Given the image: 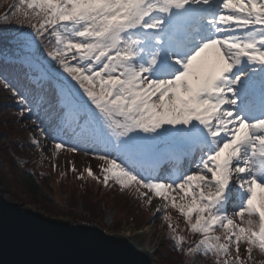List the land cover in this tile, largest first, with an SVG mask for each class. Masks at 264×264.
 Instances as JSON below:
<instances>
[{
    "label": "snow or ice",
    "instance_id": "snow-or-ice-1",
    "mask_svg": "<svg viewBox=\"0 0 264 264\" xmlns=\"http://www.w3.org/2000/svg\"><path fill=\"white\" fill-rule=\"evenodd\" d=\"M13 22L0 86L41 155L94 153L101 175L78 179L178 210L201 237L186 255L264 253V0H16Z\"/></svg>",
    "mask_w": 264,
    "mask_h": 264
},
{
    "label": "rangeland",
    "instance_id": "rangeland-1",
    "mask_svg": "<svg viewBox=\"0 0 264 264\" xmlns=\"http://www.w3.org/2000/svg\"><path fill=\"white\" fill-rule=\"evenodd\" d=\"M3 94L5 95V91L0 90V97H2ZM5 101L9 102L10 99L7 98ZM15 113L16 110L11 109L6 113V119H2V121L7 120L14 124V128H10V123H7V128L4 130L2 129V135V132H0V183L2 187L6 189L2 193L7 199L16 201L20 203L21 206L39 211L47 217L65 220L72 224L85 223L94 225L109 234L127 237V235H134L142 229H148V231L153 234L151 235L153 236L151 242V245L153 243L151 258L154 259V264H209L207 256L185 254L189 246L198 241L197 239L194 243H191L194 237L189 239L185 238L186 242L183 244L185 248L184 255L175 256L167 252V248L163 241V234L160 230V224L165 225V222H167L176 229L178 235L185 236L183 232L186 230L182 226L185 221L178 210L173 208L167 209L166 215L169 219L165 220L163 218L159 223L158 215L162 213L163 208H161L159 212H157L156 209L157 206L164 203L162 199L152 196L151 204L148 203L147 199H143L142 205L147 207V209L143 210V208H139V206L133 202V199H128L121 194L117 195L114 191H107L103 188L101 183L99 184V188H97L94 185L95 183L91 184L89 181L91 177H88L86 172L84 179H78L79 173L84 172L86 169L84 166H89L88 159L86 158L87 155L82 152L70 153L63 149L57 152L54 143L50 142L48 139H45L41 145L43 155H41V151L36 148L31 152L30 158L37 156L38 164L53 161V163L57 165L54 172L51 174V179H47L50 186L48 188L45 184L41 186L43 190L42 193L47 194L51 199L50 203L42 201L38 195H29L15 167L13 166L12 168L9 166V163H11L10 159L12 158L8 149L14 148L15 145L17 147V144L21 143L25 134H28L30 137L35 129L31 124V119L28 117L15 118ZM1 117H4V114L0 116V119ZM69 162H71V164ZM72 165L77 169L76 172L70 171ZM58 166H61L60 170ZM131 189L134 188L131 187ZM131 189L129 188V192L132 191ZM134 192H136L135 189ZM176 199L177 203L184 202L180 201L178 196ZM229 210L232 209L229 208ZM132 240L131 238V241ZM138 247L141 248L140 246ZM245 248L246 245L242 244L241 254L243 258L247 259L248 254L244 251ZM251 255L252 259L248 260L247 264L262 263L261 256L256 258L254 251ZM185 260H188V262Z\"/></svg>",
    "mask_w": 264,
    "mask_h": 264
},
{
    "label": "water",
    "instance_id": "water-1",
    "mask_svg": "<svg viewBox=\"0 0 264 264\" xmlns=\"http://www.w3.org/2000/svg\"><path fill=\"white\" fill-rule=\"evenodd\" d=\"M0 264H152L128 237L72 224L0 192Z\"/></svg>",
    "mask_w": 264,
    "mask_h": 264
},
{
    "label": "trees",
    "instance_id": "trees-1",
    "mask_svg": "<svg viewBox=\"0 0 264 264\" xmlns=\"http://www.w3.org/2000/svg\"><path fill=\"white\" fill-rule=\"evenodd\" d=\"M16 2V0H0V16H3L6 12H9L10 9H11V6ZM16 30V24L13 22V23H10L8 25H0V33H3V36L0 37V40H7V39H10L11 36L10 34ZM10 70H12L11 66H10ZM0 90L1 91H5L3 89L2 86H0ZM9 98L10 101L9 102H6L5 100ZM12 103H14L12 105ZM11 109H14V110H17L18 111V107L17 105L15 104V100L14 98L11 97V94L6 92L5 91V95L3 94L2 97H0V116H2L4 114V117H1L0 121H1V125H0V132L1 135L3 134V130L7 128L6 124L7 123H10L8 122L7 120H3L5 118V115L6 113L11 110ZM11 114V113H10ZM16 115H14V117H18V112L15 113ZM13 115V114H11ZM39 115L41 116L42 119L45 120L46 124H50L51 127L53 128V125L55 123L54 120H50L48 118V116L50 115L49 114H46L43 110L39 113ZM35 118V117H34ZM6 119V118H5ZM10 128H14V124L10 123L9 124ZM3 129V130H2ZM24 142L25 143H28L29 142V135L28 134H25L24 136ZM19 145L23 144L22 142L21 143H18ZM24 147V146H23ZM20 148H18V146L16 147V145L14 146V150L10 148L9 150V153L13 150L14 153H17V154H21V151L19 150ZM10 156L12 158V155L10 153ZM88 159V164L89 166L92 168V170L94 172H100V169H99V165L100 163L99 162H95L94 159L92 158H89L87 157ZM87 161V160H86ZM10 162L9 163V166L13 168V166L15 167V170L16 172H18L19 176L21 177V180L23 181V185L27 191V193L31 196H36L38 195L39 198L42 200V201H45L47 203H50V198L47 196V194H43V190H42V185H46V187L48 188L50 185H49V182L47 180V177H48V174H49V169L47 167L46 169V172H47V175L44 177L43 180H38V172H37V169H35L34 173L31 174L30 172H27L25 170H23L22 168L19 167V165L17 164L16 160L15 159H10ZM61 166H58V169L60 170ZM10 172H11V169H10ZM52 176V175H51ZM51 176L49 179H51ZM4 187H2L1 183H0V189L1 191L3 192L4 190H6L5 188L2 189ZM117 195H119V193H117ZM126 197H129V192L126 191V194H125ZM15 198V197H14ZM130 199V198H129ZM134 204V203H133ZM171 207L169 206V209ZM163 224V222H162ZM162 228L165 232V235H166V239H165V246L167 248V252H169L171 255H181L183 253V249L181 248L179 251L175 250V247H174V243L171 239H169V232H170V229L166 226V225H162ZM258 251V250H257ZM260 252V251H258ZM261 253V252H260Z\"/></svg>",
    "mask_w": 264,
    "mask_h": 264
},
{
    "label": "bare ground",
    "instance_id": "bare-ground-1",
    "mask_svg": "<svg viewBox=\"0 0 264 264\" xmlns=\"http://www.w3.org/2000/svg\"><path fill=\"white\" fill-rule=\"evenodd\" d=\"M125 235V234H124ZM133 234L127 235V237L130 239L132 238L133 243L138 246L141 247V249L151 258V250H152V246L153 243L151 245L152 242V238L153 235L150 231H148V229H142L141 231L135 233L133 236ZM131 240V239H130ZM138 241V243H137ZM157 259V258H156ZM152 264H154V259L151 258Z\"/></svg>",
    "mask_w": 264,
    "mask_h": 264
}]
</instances>
